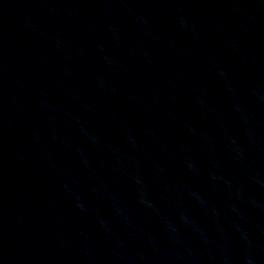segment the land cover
Returning a JSON list of instances; mask_svg holds the SVG:
<instances>
[{
    "label": "water",
    "instance_id": "1",
    "mask_svg": "<svg viewBox=\"0 0 264 264\" xmlns=\"http://www.w3.org/2000/svg\"><path fill=\"white\" fill-rule=\"evenodd\" d=\"M0 264H264V0H0Z\"/></svg>",
    "mask_w": 264,
    "mask_h": 264
}]
</instances>
